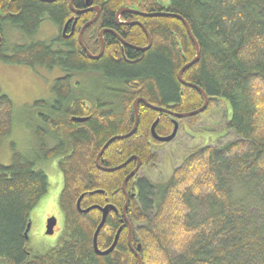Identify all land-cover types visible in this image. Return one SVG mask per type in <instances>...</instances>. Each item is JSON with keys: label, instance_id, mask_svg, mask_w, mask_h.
<instances>
[{"label": "trees", "instance_id": "1", "mask_svg": "<svg viewBox=\"0 0 264 264\" xmlns=\"http://www.w3.org/2000/svg\"><path fill=\"white\" fill-rule=\"evenodd\" d=\"M125 1L93 0L111 28H115L114 11ZM79 4L74 0L75 7ZM132 5L145 13L178 15L188 23L200 54L182 78L209 97L203 114L219 103L224 105V130L232 136L184 156L162 183H150L138 174L127 181L126 218L132 247H140L142 264H264V0H134ZM71 13L68 0H0V62L84 69V73L100 69L107 78L105 86L101 87V81L95 86L97 111L80 123L71 118L84 113L78 102L72 103L69 82L57 80L51 89L55 100L35 104L40 125L34 128L37 147L32 158L15 152L9 165L0 164V264H138L121 215L122 182L136 161L104 172L96 168L95 157L110 139L130 132L134 125L131 105L138 97L156 107L173 104L170 110L176 114L203 104L195 89L177 79L195 50L182 22L175 18L140 19L152 40L142 51L137 48H145L148 41L139 26L115 28L124 42L134 46L124 48L125 59L112 36L108 40L111 54L105 52L99 60H88L76 37L60 41L67 47L65 52L53 50L52 41L30 40L6 47L5 24L32 38L43 14L62 24ZM137 110L135 133L104 149L99 158L102 168H116L132 156L139 157L143 167L157 162L153 150L159 143L151 140L149 127L159 117L155 133L166 137L175 119L158 115L142 103ZM12 112L10 98L0 89V145L11 132ZM198 117L175 121L181 126ZM60 156L65 157L59 166L63 188L58 198L64 227L55 246L33 252L24 233L30 212L48 192L47 176L35 164ZM94 191L102 194L85 197L81 209L109 204L117 210L106 217L97 237L98 250L106 251L123 226L115 248L105 256L96 255L92 245L100 211L81 215L75 206L80 195Z\"/></svg>", "mask_w": 264, "mask_h": 264}, {"label": "rangeland", "instance_id": "2", "mask_svg": "<svg viewBox=\"0 0 264 264\" xmlns=\"http://www.w3.org/2000/svg\"><path fill=\"white\" fill-rule=\"evenodd\" d=\"M10 26L9 23L5 24L6 30L3 32L7 48L13 43L26 41ZM37 35L36 40L40 41H49V36H53L47 27H43ZM89 73L93 75L94 72L85 73L87 76L81 79L78 95L94 94L95 86L100 80L88 76ZM55 76L57 75H52L43 68L0 62V89L10 98L13 105L11 132L0 145L1 165H9L11 156L15 152L28 158L34 155L36 146L34 128L40 125L35 119L38 111L35 104L42 100L48 102L53 100L50 89ZM225 118V107L219 103L208 113L200 115L194 123L184 121L181 126L178 125L176 136L171 143H161L154 147L153 152L157 155V162L153 166L143 168L139 177L150 183H162L170 177L172 170L180 164L181 159L196 148L219 145L230 139L232 137L230 132L224 130ZM57 162V159H53L35 164V169L47 176L49 188L46 196L30 212L27 246L33 252H44L55 246L64 227L63 214L58 206L63 181ZM51 217L55 218L56 225L54 233L49 236L45 234V229L46 222Z\"/></svg>", "mask_w": 264, "mask_h": 264}, {"label": "flooded vegetation", "instance_id": "3", "mask_svg": "<svg viewBox=\"0 0 264 264\" xmlns=\"http://www.w3.org/2000/svg\"><path fill=\"white\" fill-rule=\"evenodd\" d=\"M79 1H80V4L77 5L78 7H75L74 0H68V7L70 10V13L72 12V10H74L76 12V14H74L72 12L70 17H68L65 21H63L62 24H59V23L53 21L52 18L48 14H43V17L36 24L37 32L32 36V38L30 37L31 39L28 37H23L26 39V41L23 42V44L24 43L28 44L30 42V40L41 42L40 40H36V38H37L36 35L41 31V29L43 27H47L51 30V34H53L52 37H51V35L49 36L50 37L49 41L53 42V44H52L53 50H56V51L59 50V51H63V52L67 51V47L63 43H61L60 41H66L70 37H76L77 43H78L79 47L81 48V50L84 52L86 58L88 60H99L105 52H109L111 54V51L109 50L111 44L109 43L108 40H109L110 36H112L113 40H115L114 42L116 44H118V46H119L120 55L125 59L126 55H125L124 48L128 47V48L134 49V46H131L129 44L128 45L125 44L123 39L121 38V36L119 35V33L116 31L115 28L131 26L130 24H134V23H141L140 19H142V18L144 19V17L139 16V13L144 14L145 12L140 11L138 8L135 7V5L133 6L131 4V7H129L128 10H126L125 12H123L121 15H119L117 17V11H118V9H117L113 13V20H114L115 28H111L105 24L104 11L100 6L94 4V2L92 3V6H87L86 0H79ZM70 3H71L72 8L70 7ZM138 11H139V13H138ZM89 22L91 24H89L88 27H85V29L83 30L82 35H81L82 40L80 42L79 34L82 31L83 26H85ZM89 41L92 42V44H90ZM42 42H44V41H42ZM105 43L107 44L106 46H105ZM17 44H22V43H17ZM101 49H102V53H100ZM90 58H92V59H90ZM43 69L50 71V74H52V75H57V76H55L56 78L52 82L51 89H52V87L55 86L57 80L67 79V81L69 82V85L71 87V92H72V103L74 104L75 102H78L80 104V106L82 107V109H83L82 111L84 113V115L82 116L83 118L70 116L71 118H73V119H84L83 122H85L88 120V118H90L94 114L95 111H97V106L95 105V99H96L95 97L98 98L99 93L95 96H93V94L78 95V92H80V87L82 84L81 79L83 77L87 76L84 73V69L67 70V69H65L63 67H59V66H53L50 69H46V68H43ZM88 76L97 77L102 82L101 87L105 86V80L107 78H106L105 74L102 73V71L100 69L98 71L94 70L93 75H91L89 73ZM78 86H79V88H78ZM75 88H77V89H75ZM52 95H53L52 101H54L55 100L54 94H52ZM136 99H144V98L138 97ZM136 99H134L133 102ZM42 101L44 103L48 102L46 100H42ZM145 101L147 102V100H145ZM139 104H138V106H139ZM142 104H144V103H142ZM138 106H137V108H138ZM151 106H153V105H151ZM172 106H173V104L168 105L167 108H163V107H157V108L164 109L165 111L170 112V113H174V111L170 110V108ZM153 107H156V106H153ZM40 112H41V110L38 113H40ZM167 112H165V113L156 112V113L158 115L167 114V115L171 116V114H169ZM174 114H176V113H174ZM71 118H69V119L72 120ZM156 118L159 119V117H156ZM174 122H176V121H174ZM150 137H151V135H150ZM151 140H153L152 137H151ZM51 144L53 146L56 145V144H53V142H51ZM54 159L58 160L57 167H58V170L62 176V181H63V174H62V172L60 170L61 168L59 166L65 160V157L60 156V157L54 158ZM94 164H95V162H94ZM98 164H99V161H98ZM99 166H100V164H99ZM135 166H136V163H135ZM135 166H134V168H135ZM100 167L102 168V166H100ZM134 168H132V170ZM141 168H143L142 162H141L140 170H141ZM140 170L138 171V174L140 173ZM38 171H40V170H38ZM40 172H42V171H40ZM48 188H49V184H48ZM62 188H63V186H62ZM125 189H126V187H125ZM134 190H135V194H136L137 193V187L136 186H134ZM126 193H127V191H126ZM132 195H134V194H132ZM127 196H128V193H127ZM128 197H130V196H128ZM124 198H125V195H124ZM45 232H46V229H45ZM53 233H54V229H53Z\"/></svg>", "mask_w": 264, "mask_h": 264}, {"label": "water", "instance_id": "4", "mask_svg": "<svg viewBox=\"0 0 264 264\" xmlns=\"http://www.w3.org/2000/svg\"><path fill=\"white\" fill-rule=\"evenodd\" d=\"M40 1H44V2H53L54 0H40ZM134 1V0H126L125 1V4L124 6H122L121 8L118 9V12H117V17L119 15H121L123 12H125L126 10L129 9V6L131 4V2ZM92 3H93V0H86V5L87 6H92ZM70 7L72 8L71 6V3H70ZM97 10V9H96ZM72 12L74 14H76V12L74 10H72ZM139 16L141 17H146V18H152V17H167V18H175L179 21L182 22L186 32H187V35L189 37V39L191 40L193 46H194V50H195V56L194 58L187 64H185L177 73V79L178 81L186 88H192V89H195L200 95L201 97L203 98V104L202 106L197 109V110H194V111H191V112H187V113H183V114H174V113H170V112H167L165 111L164 109H160V108H157V107H153L151 105H149L144 99H136L134 102H133V111H134V125L132 127V129L130 130V132L126 135H123V136H117V137H114L112 139H110L101 149L100 151L98 152V154L96 155L95 157V165L98 169L104 171V172H113V171H116V170H119L123 167H125L131 160H135L136 161V166L135 168L124 178L123 182H122V191H123V194L125 195V203L122 207V210H121V215L123 217V220L126 222L127 226H128V246L129 248L131 249L132 253H134V255L136 256L137 258V262L138 264H142L141 262V258L138 254L137 251H139L140 247L138 246L137 247V251L132 247V244H131V240H130V232H131V227H130V224H129V221L128 219L126 218V210H127V207H128V204H129V198L127 196V193L125 191V186H126V183L127 181L132 178L139 170L140 166H141V160L139 157L137 156H132L130 157L129 159H127L123 164H121L120 166L116 167V168H111V169H104V168H101L98 164V161H99V158L101 156V154L103 153L104 149L114 140H120V139H124V138H128L130 137L131 135H133L136 131V127H137V123H138V111H137V106L139 103H144L149 109L155 111V112H160V113H169L171 114V116L175 119H182V118H192V117H195V116H198L200 114H202L207 106H208V103L210 101L209 97L204 93V91L196 86V85H193L191 83H187L184 81V79L182 78V75L184 73L185 70H187L188 68H190L192 65H194L197 61H198V58H199V54H200V47H199V44L197 42V40L195 39V37L192 35V32L190 30V27L188 25V23L180 16L178 15H172V14H166V13H149V14H142V13H139ZM90 24V22L88 24H86L85 26H83L82 28V31L80 32L79 34V39H80V42H81V35H82V32L83 30L85 29V27H87L88 25ZM137 24L141 29L142 31L144 32V34L146 35L147 37V41H148V45L143 48V49H138L137 50H146L150 47L151 43H152V40H151V37L148 33V31L143 27V25H141L140 23H135ZM0 44H1V37H0ZM100 53H102V49L100 51ZM72 121H76V122H83L84 119H73ZM159 119L157 118V120L155 122H153V124L151 125L150 127V134H151V137L156 140L157 142L159 143H162V144H168L170 143L176 136V132H177V123L173 121V130L171 132L170 135H168L167 137H159L156 135L155 133V127L158 123ZM95 194H102V191H95V192H91V193H84L82 195H80L76 201V210L79 214L83 215V214H86L92 210H98L100 211L101 213V219H100V222L98 224V226L96 227L95 231H94V234H93V237H92V245H93V250L95 252L96 255L98 256H105V255H108L109 253H111L113 251V249L115 248L116 246V243H117V240H118V237H119V234L120 232L122 231L123 229V226H121L115 236H114V240L111 244V246L106 250V251H99L98 248H97V237H98V234L100 232V230L102 229L104 223H105V220H106V217L107 215L110 213V212H114L116 213L117 210L116 208L112 207L111 205L109 204H106L105 206L103 207H98V206H92V207H89L88 209H85V210H82L80 208V203L81 201L85 198V197H89V196H92V195H95ZM132 197H134L132 195ZM107 200V198L105 199ZM122 222V221H121ZM56 225V220L55 218L51 217L47 220L46 222V232L45 234L46 235H52L53 234V229ZM30 230V222L27 224V227H26V230H25V233H24V239L26 241H28V232Z\"/></svg>", "mask_w": 264, "mask_h": 264}, {"label": "bare ground", "instance_id": "5", "mask_svg": "<svg viewBox=\"0 0 264 264\" xmlns=\"http://www.w3.org/2000/svg\"><path fill=\"white\" fill-rule=\"evenodd\" d=\"M133 2V1H132ZM132 2H131V4H132ZM131 4H130V6L129 7H131ZM132 10V9H131ZM91 12V11H90ZM118 12V11H117ZM138 13H139V11H138ZM144 14H149V13H144ZM144 18H146V17H144ZM97 20V19H96ZM91 24V23H90ZM131 26H133V25H137V24H130ZM138 26V25H137ZM88 27V26H87ZM144 27V26H143ZM145 28V27H144ZM146 29V28H145ZM38 36V35H37ZM34 39V38H33ZM82 40V39H81ZM124 41V40H123ZM148 44V43H147ZM84 47V46H83ZM142 51V50H141ZM97 55V54H96ZM94 57V56H93ZM90 59H92V58H90ZM94 59V58H93ZM78 88H79V86H78ZM75 89H77V88H75ZM95 96V95H94ZM149 104V103H148ZM131 107H132V110H133V103H132V105H131ZM199 109V108H198ZM138 111V110H137ZM133 113H134V111H133ZM83 118V117H82ZM175 119V118H174ZM157 120V118L154 120V122ZM176 120V119H175ZM174 120V121H175ZM179 121V120H178ZM182 121V120H181ZM159 122V121H158ZM177 122V121H176ZM173 126H174V124H173ZM177 127H178V125H177ZM137 128V127H136ZM150 128V127H149ZM178 129V128H177ZM173 130V129H172ZM123 140V139H122ZM150 150V149H149ZM95 162V161H94ZM130 173V172H129ZM143 183V182H142ZM103 191V190H102ZM125 191H126V189H125ZM95 192V191H94ZM87 193H91V192H87ZM104 193V192H103ZM134 196V195H133ZM131 197H132V195H131ZM112 206V205H111ZM114 207V206H113ZM108 216V215H107ZM131 227V226H130ZM118 230V229H117ZM103 251H105V250H103ZM137 251V250H136Z\"/></svg>", "mask_w": 264, "mask_h": 264}]
</instances>
